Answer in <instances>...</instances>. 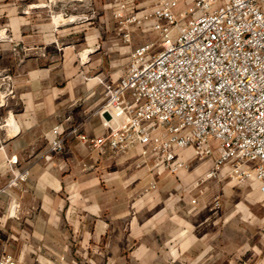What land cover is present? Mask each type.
<instances>
[{"label": "crops", "instance_id": "obj_1", "mask_svg": "<svg viewBox=\"0 0 264 264\" xmlns=\"http://www.w3.org/2000/svg\"><path fill=\"white\" fill-rule=\"evenodd\" d=\"M111 1L0 0V73L15 90L0 108L9 120L0 130V256L19 264H264L263 193L223 178L188 192L209 161L159 177L151 190L133 151L97 154L70 136L46 158L57 124L105 133L94 115L97 80L120 78L130 50L147 42L134 26L122 41ZM149 5L137 0L139 11ZM23 169L27 181L5 187L11 170Z\"/></svg>", "mask_w": 264, "mask_h": 264}, {"label": "built area", "instance_id": "obj_2", "mask_svg": "<svg viewBox=\"0 0 264 264\" xmlns=\"http://www.w3.org/2000/svg\"><path fill=\"white\" fill-rule=\"evenodd\" d=\"M148 1L141 11L137 0L111 1L124 43L132 26L157 38L130 50L120 78H98L102 102L94 115L105 133L88 136L57 124L46 158L72 136L97 154L133 151L134 168L148 173L151 190L157 178L209 161L188 192L202 194L207 181L223 178L264 194V0ZM14 97L12 76L0 73V108ZM8 123L0 117V130ZM29 175L11 170L5 187ZM213 207H220L219 196ZM258 237L264 243V222ZM0 264L19 263L3 254Z\"/></svg>", "mask_w": 264, "mask_h": 264}, {"label": "rangeland", "instance_id": "obj_3", "mask_svg": "<svg viewBox=\"0 0 264 264\" xmlns=\"http://www.w3.org/2000/svg\"><path fill=\"white\" fill-rule=\"evenodd\" d=\"M115 22H116V21H115ZM116 24H117V23H116ZM138 32H140L139 29H138ZM141 35L145 36L147 42H149V41H155V39L157 38V34H156L155 32H151V31H148V32H146V33H142ZM158 48H159V46L156 45L155 48H154V50H158ZM231 188H232L233 190H235L236 187H231ZM240 201H242V202L244 203L243 200H240ZM240 205H241V204H240ZM240 205H239V206H240ZM259 205H260V203L255 202V203L253 204L252 207H254V208H258ZM256 218L260 219L259 216H256ZM256 221H257V220H256ZM259 223H260V222H256L255 225H256V224L258 225ZM257 225H256V226H257Z\"/></svg>", "mask_w": 264, "mask_h": 264}]
</instances>
